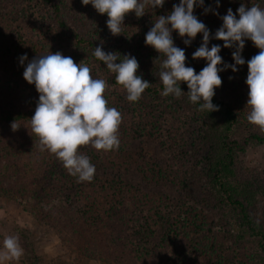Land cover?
Segmentation results:
<instances>
[{"label":"rangeland","instance_id":"rangeland-1","mask_svg":"<svg viewBox=\"0 0 264 264\" xmlns=\"http://www.w3.org/2000/svg\"><path fill=\"white\" fill-rule=\"evenodd\" d=\"M57 1L62 9V17L71 27L86 38L98 39L99 46L103 44L105 52H117L121 57L134 56L139 63L137 75L154 87L161 86V61L159 55L152 53L153 48L145 45V35L150 29L144 17L127 14L121 33L114 36L106 26L107 15L99 14L91 4L84 5L82 0ZM220 1L231 2L234 14L246 2ZM204 4L205 7L201 8L202 22L214 35L222 26V19L214 18L212 11L206 13L205 8L212 9L216 0H204ZM22 8L28 9L25 17L20 14ZM9 12L15 13L11 19L19 31L31 30L36 25L47 31L52 30L49 27L52 19L47 10L35 1L20 2ZM197 36L200 39L202 34ZM183 39L186 37L173 36L175 45L185 49L186 58L190 61L194 42L186 46ZM212 40L210 38V42ZM216 42L223 45V41L215 40L213 43ZM76 52L72 57L74 62L85 63L91 68L90 74L94 78L104 79L109 85L104 95L108 106L115 107L122 114L117 135L126 133L122 144L124 148L118 150L117 155L108 153L107 158L100 152L103 156L98 158L99 161L97 158L95 162L91 161L95 165L92 178L96 182L95 187L84 186L81 180L76 182L69 172L72 182L57 194L54 202L44 206L46 210L41 211L43 218L38 216L41 209H34L31 203L25 200L20 202L0 193V264H122L123 261L113 257V250L108 248L110 243L125 248V262L137 264L138 255L130 252L127 245L131 240L129 234L132 228L144 227L141 231L147 229L149 234L152 233L149 249L159 245L161 249L164 248L167 258L176 253L175 238L180 232L194 231L196 241L213 235L220 236L219 241H222L224 237L237 234V215L217 201L215 191L205 176L201 157L206 145L202 142L201 125L184 118L180 114L179 103L176 109L171 107L174 104L173 95L165 97L146 93L136 102L128 101L123 87L117 82H110V71L106 65L94 63L85 54ZM15 77L23 85L17 86V92L21 95L28 86L25 85L23 73L16 72ZM244 109L241 125L243 131L248 133L258 126L247 120L250 108L247 106ZM0 141V144H5L0 154L8 161H17L20 170L27 175L22 179L33 181L42 176L43 172L40 171H44L43 166L53 163L54 159L63 165L54 153L46 148L42 150L39 138L35 134L34 137L30 135L28 124L2 127ZM51 170L46 171L43 180L50 177ZM235 171L246 199L245 206L254 221L264 229V145H252L240 153L235 161ZM36 188L31 185L27 193H32ZM59 198L62 200L58 203ZM120 203L131 211L123 215L122 224L110 227L102 224L104 222L100 223V220L111 223L101 218L102 207ZM78 209L79 215L74 213ZM90 209L92 212L98 209L95 223L90 222L94 224L93 230L90 231L85 224L83 228L74 227L82 224L78 223V218L83 221L89 217ZM6 236L17 238L22 249L19 258L6 257L3 249ZM106 237H111V241ZM240 247L237 252L239 260L247 256L261 259L255 243L247 236ZM214 249L217 250V246ZM230 254L229 251L222 252V256ZM205 264H209V261H205ZM261 264L264 261L261 260Z\"/></svg>","mask_w":264,"mask_h":264},{"label":"trees","instance_id":"trees-1","mask_svg":"<svg viewBox=\"0 0 264 264\" xmlns=\"http://www.w3.org/2000/svg\"><path fill=\"white\" fill-rule=\"evenodd\" d=\"M34 1L44 10H47L52 19V25L49 26L52 30L47 31L44 30V27L36 25L31 30L19 31L13 26L15 21L11 19V17H14L15 13L12 14L9 12L11 7L18 5L20 2L23 4L27 2L32 3ZM245 1L246 8L253 5H259L261 8H264V0ZM174 4H179V0H165L162 6L156 8H152L150 4L147 5L145 7V14L142 17L146 19L149 29L152 28L159 16H166L171 13ZM201 8L202 7H195L194 15L202 21ZM229 8H233L231 2L223 3L220 1L219 8H217L215 4L212 7V13L218 12L219 15L213 14L214 18L222 19V17L227 14ZM26 11H28V9L22 8L20 14L25 17L27 15ZM176 34V32H173L172 36ZM214 41L215 39L209 43V47L213 44H220L219 42L213 43ZM192 42H194L192 45L193 54L201 45L202 37L199 39L197 36ZM97 46H99L98 39L84 37L79 30L71 27L64 20L61 6L57 0H0V129L7 126L12 127L13 123H15V125L19 123L28 124L30 135L34 137L30 120L34 115L39 94L34 85L25 82V85L28 87L25 92L19 95L17 86L23 85L21 82L18 83L16 81V72L23 73L27 63L34 57L46 55L50 52H60L65 56L73 57V55L77 53L76 51H78L85 54L90 61L104 65L102 61H99L93 55L95 47ZM233 49L235 50L234 47ZM151 51L154 55H159L154 48L151 49ZM259 51L260 50L256 48L250 40H246L245 47L242 51V57L245 59L246 63L243 66H239L238 71L235 73H233L230 68L219 73L222 79V85L215 90V95L212 100V103L218 106V111L209 113L207 110H201V103L193 104L186 94L189 91L186 83H181L180 85L184 94L180 97H175L174 104L171 106L173 109H176L179 103V108L182 111L180 114L183 115L184 118L188 120L191 119L198 125H201V138L202 142L206 145L205 152H203L201 157L205 176L212 190L215 191L214 194L217 201L237 215L235 221L238 227L236 231L237 234H231L229 238L224 237L222 241H219L220 236L215 235L210 238L206 236L196 241L194 231H188L187 233L180 232L175 238V247L177 251L167 258L164 254L165 250L163 247L161 249V247L157 245L154 249H149V240L152 239V233L149 234L147 229L141 231L144 227L136 230L132 228L129 234L131 242L129 241L127 245L130 252L138 255L139 263L137 264H205V261H209V264H261V260L264 261V229L260 224L254 221L253 217L248 212L247 206H245L244 203L246 199L243 197L241 186L236 180L235 171V161L240 153L245 152L249 146L264 145V130L254 127V130L246 133L243 131L241 125V115L243 110H245L244 108L247 107L249 91L245 83L248 75L247 61L258 54ZM24 54L27 55L28 60L21 65L19 58ZM220 55L224 62L228 64L234 63L231 49H222ZM163 59H165V56L160 54L161 63ZM205 65L206 61L202 59H191L189 61L186 58V66L193 67L196 73H199ZM220 67H223V65ZM10 74L12 75L10 76ZM115 78L116 75L110 72L109 79L112 84H117ZM162 91L163 84L159 87L150 85L143 94L147 93L159 96ZM125 135V132L124 134L120 132L118 135L120 140L118 149L97 151L89 144L81 146L79 151L87 155L90 161L95 162L94 159L97 158L98 162V158L100 159V156H103L100 152H103L104 156L107 158V155H112L118 150H122L124 148L122 144ZM4 141H6V143L8 142L7 140ZM3 145L5 144H0V151ZM102 160H104V157ZM43 167H45L43 168L45 172L40 171L43 172L42 176L39 175V177L33 181L22 179L27 175L20 170L21 168L17 161L15 159L8 161V159H4L0 154V193L12 199H17L20 202L25 200L31 203L34 209H41L38 211V216L42 217L41 211L46 210L44 206L54 202L56 196H58L57 194L61 190H65V186L69 182H72L69 171L66 170L64 165L59 161L54 159L53 163H46ZM46 167L48 169L52 168V170L50 171V177L47 180H43L42 178L48 170ZM72 178L75 179L76 182L79 180L77 176H73ZM83 183L84 186L90 187L94 186L96 182L91 180L84 181ZM31 185L37 188L32 193H27ZM60 199L61 198H59L58 203ZM101 211V218L109 220L108 222L111 223L109 224L107 221L102 220H100V223L104 222L102 224L110 227L111 225L120 226V224H122L123 215L131 212L124 203L113 205L112 207L110 205H105L102 207ZM78 212H80V209L74 211V213ZM97 212L98 209H94L93 212L90 209L89 217H86L83 221L78 218V223L82 224L74 225V227L83 228L82 226L85 224L89 227L88 229L92 231L94 224L90 222L95 223L94 219L97 217ZM245 236L255 243L261 259L257 260L256 258L255 260L249 258V256L241 260L238 259L237 252H239L238 250H240L241 243L244 242ZM109 238V241H111V237H106L105 239L108 240ZM121 246H123V244H121ZM215 246H217V250L214 249ZM108 248L113 250L112 255L115 260L123 261L122 264H129L125 262V256L127 255L126 252H123L125 248L123 249L114 243H110ZM223 251H229L231 256H222ZM153 258L154 262H157L154 263Z\"/></svg>","mask_w":264,"mask_h":264},{"label":"clouds","instance_id":"clouds-1","mask_svg":"<svg viewBox=\"0 0 264 264\" xmlns=\"http://www.w3.org/2000/svg\"><path fill=\"white\" fill-rule=\"evenodd\" d=\"M165 0H82L91 4L101 15L106 14V26L112 35L121 33L124 18L129 13L136 17L145 14V7H160ZM220 2L216 0V7ZM195 7H205L204 0H179L171 13L159 16L145 35V45L165 56L159 72L163 84L161 95L180 97L184 92L181 83H186V93L193 104L201 103V110L209 113L218 111L212 103L215 90L222 85L220 72L231 69L237 72L246 61L242 57L245 41L250 40L260 51L247 61L246 85L249 89L247 106L250 113L247 120L264 130V8L243 4L236 14L232 9L222 17V26L213 34L194 15ZM212 11L210 7L205 12ZM219 15L218 12H213ZM191 42L202 34L201 45L193 52L192 59L206 61L199 73L186 66L185 49L175 45L172 33ZM210 38L223 41V45L213 44ZM222 47L235 48L232 52L233 64L223 61ZM94 57L102 61L106 68L116 75V82L127 93V100L138 101L150 83L137 75L139 63L134 56L117 52H105L103 44L95 47ZM21 65L28 60L26 54L20 58ZM119 61V62H117ZM223 65V67H220ZM91 68L83 62L77 64L70 56L60 52L36 56L24 68L23 78L34 85L39 99L31 118V130L39 138L42 150L54 153L71 175L81 181H91L95 165L90 158L79 151L81 146L91 145L97 151H111L119 148L117 135L122 122V114L115 107H109L105 90L109 87L104 79L94 78ZM15 123L12 124L14 128ZM3 249L8 258H19L22 249L16 237L6 236Z\"/></svg>","mask_w":264,"mask_h":264}]
</instances>
